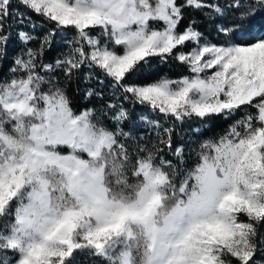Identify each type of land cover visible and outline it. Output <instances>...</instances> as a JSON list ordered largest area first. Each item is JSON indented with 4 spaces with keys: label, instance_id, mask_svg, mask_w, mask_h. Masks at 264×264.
<instances>
[{
    "label": "snow or ice",
    "instance_id": "obj_1",
    "mask_svg": "<svg viewBox=\"0 0 264 264\" xmlns=\"http://www.w3.org/2000/svg\"><path fill=\"white\" fill-rule=\"evenodd\" d=\"M14 3L55 28L0 81V219L14 221L0 226V264H73L84 251L107 264H253L264 224V0L241 13L253 17L243 28L221 27L220 44L201 43L195 20L178 27L187 7L223 15L215 0H0V52ZM69 29L68 51L44 63L54 35ZM170 57L192 75L137 81L154 58ZM82 67L165 121L256 112L190 149V163L173 128L146 116L158 141L130 149L120 140L128 133L73 109L56 73L70 81ZM127 117L120 106L116 121Z\"/></svg>",
    "mask_w": 264,
    "mask_h": 264
},
{
    "label": "trees",
    "instance_id": "obj_2",
    "mask_svg": "<svg viewBox=\"0 0 264 264\" xmlns=\"http://www.w3.org/2000/svg\"><path fill=\"white\" fill-rule=\"evenodd\" d=\"M215 2H218L224 8L223 15L210 11L207 8L195 10L187 7L184 9L183 19L178 26L179 29L181 31L185 30L189 23L195 20L194 27L203 34L204 39L201 40V43L204 40H209L220 44L226 39V36L220 32L221 27L237 26L243 28L253 17L249 15L242 20L240 19L241 13H247L249 11L248 6L258 10L261 8L257 0H240L241 7L239 8L225 7L228 4H234L236 0H215ZM13 12L14 17L9 22L12 24L10 39L3 46V51L0 52V81L11 79L13 76L11 69L14 67V60L29 48L38 49L43 37L55 28V24L48 22L42 16L29 12L18 3H14ZM21 14L24 15L22 22L17 19ZM21 31L27 32L37 39L25 44L19 37V32ZM73 35L74 33L70 29L66 33L61 32L54 35L51 45L46 47L43 52V56L41 57L43 62L55 63L58 58H62V54L68 51V41L72 39ZM193 47H195V43L189 42L182 50L188 51ZM56 75L58 82L65 88L67 95L70 97L73 109L77 112L92 109L95 121L99 122L101 126L112 131L119 129L128 133L127 136H120V140L130 149H135L137 145L151 147L152 144L158 141L155 127L150 125L146 120L141 119V117L146 116L149 120L159 121L163 127L173 128V145L175 147L185 146L184 160L186 163H190L188 159L190 155L195 158L194 153H191L190 149L197 148L203 140L218 139L227 132L230 125L244 116L245 111L253 114L256 112L254 108L241 109L228 118L215 116L210 120L201 121L193 119L181 124L165 121L162 116L151 113L149 109L135 105L131 100H125L120 94V90L112 89L110 79L104 77L99 70L82 67L70 81H65L63 73L59 70ZM190 75L192 74L186 65L171 57L163 63L160 62L159 58H154L151 66L142 70L139 74L137 81L147 83L161 77L178 79ZM90 89L93 90L92 95H89ZM109 103L115 107L109 108ZM120 106L128 110V117L118 122L115 119V114ZM160 130L162 131L163 128ZM164 152L166 159L173 160L174 162L179 159L174 154L168 152L167 149H164ZM11 222L14 221L10 218L8 221L0 219V226L4 223L10 224ZM73 264H107V262L104 258L92 256L87 251H84L77 252ZM253 264H264V224L258 225L257 250L253 257Z\"/></svg>",
    "mask_w": 264,
    "mask_h": 264
}]
</instances>
